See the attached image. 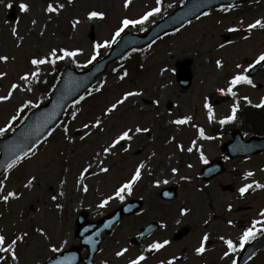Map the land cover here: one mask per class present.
<instances>
[{"label":"rangeland","instance_id":"rangeland-1","mask_svg":"<svg viewBox=\"0 0 264 264\" xmlns=\"http://www.w3.org/2000/svg\"><path fill=\"white\" fill-rule=\"evenodd\" d=\"M180 1L161 0L159 7L163 10L160 13L174 10L180 6ZM9 2L13 4L12 9L5 6ZM21 2L30 5V12L19 10ZM49 2L62 3L64 8L59 14H48L45 9ZM124 3L125 0H4L0 3V56L9 59L6 63L0 61V73H7L0 78V96L7 95L14 83L26 89L28 84L21 81L20 76L34 70L30 60L48 56L53 48L81 50V54L74 58L75 63L66 58L57 61V66L68 64L89 68L96 62L88 63L94 45L110 41L123 18L139 19L146 11L157 7L156 0H131L128 8ZM225 8L228 10H222ZM91 11L103 12L105 18L89 20ZM208 14L128 57L125 62L131 65L127 64L128 75L124 80L119 76L125 70L113 72L118 63L111 64L91 87V95L71 108L69 115L76 110L77 119H71V122L62 120L52 134L34 148L35 155L30 153L0 178L5 184L0 196L12 191L19 197L7 203L0 199V234H4L9 242L17 236H24L17 245L19 259L15 264H44L55 254L79 248L75 225L81 213H86L89 221H96L133 199L142 201V209L122 218L111 233L103 235V242L94 257L96 264H128L140 254L147 257L141 264H161V261L174 257L177 258L175 264H231L232 260L236 261L241 249L239 238L252 226L249 220H264L260 216L264 211V189H250L244 197L238 191L245 183L258 181L264 184V155L250 159L226 158L222 145L232 140L233 132H239L244 140L257 135H254V125L250 120L239 113L233 123L220 125L218 121L230 115L237 100L240 106L249 104L243 99L245 96L251 101V106L264 99V69L251 77L255 87L238 85L234 89L238 93L235 98L216 90L226 87L232 75L241 71L236 68L237 64L248 69L264 53V29L247 31L248 24L264 19V0L246 1ZM157 17L143 26L134 27L133 31L129 26L121 35L128 32L142 35L152 27ZM77 19L80 23L73 28V21ZM13 27L18 29L17 35L12 34ZM230 27L240 31L229 33L227 29ZM245 36L248 39H244ZM110 48L101 49L106 54ZM216 60L222 61V68L216 67ZM41 68L42 82L33 83V91L17 90L11 99L0 102V128L13 122V116L18 118L22 115L17 110L25 101H31L37 107L46 103L48 87L43 81L47 80L44 75L52 74V67L43 65ZM181 69H188L192 76L188 89H182L177 83L176 75ZM101 83L104 87L95 91ZM128 91L142 95L130 97L110 115H104L107 108ZM206 96L210 97L215 112V120L211 123L203 107ZM154 101H159V104ZM31 108L36 107L26 109ZM261 114L257 115V126H262L260 136L264 135V113L263 116ZM185 116L192 117L188 124L171 123L173 119ZM96 119L102 120L100 128H84L85 124L91 125ZM65 125L69 129L67 135L63 131ZM137 126L150 129V133L141 132L132 141H122L125 146L131 144L127 152L118 145L112 154L103 153V148L123 130H134ZM198 127H203L205 134L215 139L200 138ZM10 129L0 138L10 134L13 131ZM82 135L85 136L83 140L80 139ZM68 136L74 142H70ZM193 141H196V146L189 153L187 148ZM178 145H183L184 151H180ZM201 151L210 162L223 161L225 168L223 174L206 183L198 177L203 164ZM96 153H101V166L109 169L107 173L100 172L97 167ZM89 163L92 169L83 180H79L80 173ZM140 163H144L145 168L141 179L133 185L131 195L125 193L124 201L114 198L104 208L97 207L103 199L114 196L115 189L131 178ZM189 164L193 167L189 168ZM173 168L178 169L176 175L172 174ZM248 171L254 172V176L244 180L243 176ZM33 176L36 177L33 186L26 188L25 184ZM157 180L161 181L159 187L154 186ZM164 180L168 183L164 184ZM173 184L178 186L177 198L169 202L161 200V191ZM84 186H87V192L83 191ZM224 187H232V192L223 191ZM53 196L57 199L53 200ZM182 208L190 210L186 216L180 215ZM149 222L159 223L160 229L139 247L132 246L130 238ZM162 224L166 227H161ZM183 227L189 229L188 235L179 242L172 241L174 233ZM257 228H264V224L257 225ZM205 234L209 236L206 251L197 255L195 249ZM221 236L232 239L237 245V250L226 259H222L227 247L220 240ZM164 240L171 243L159 252L154 251L150 255L145 251L152 242ZM52 247L59 251L52 252ZM122 248H127L128 252L116 257L115 253ZM79 249L83 258L86 250ZM5 264L14 262L9 257ZM249 264H264V252Z\"/></svg>","mask_w":264,"mask_h":264},{"label":"snow or ice","instance_id":"snow-or-ice-1","mask_svg":"<svg viewBox=\"0 0 264 264\" xmlns=\"http://www.w3.org/2000/svg\"><path fill=\"white\" fill-rule=\"evenodd\" d=\"M3 2H4V0H0V3H3ZM130 3H131V0H125L124 7L128 8ZM156 4H157V7H154L151 10L146 11L139 19L128 18V17L123 18L121 20V26L115 31V33H114V35L110 41H104L103 43H96L94 45V52H93V55L91 56V58L88 60V63L91 64L93 61H95L97 59V56L99 55V50L101 48H110L112 46V44L118 43L119 41L117 38H120L121 34L129 26H132V27H136L137 25L143 26L147 21H149L150 17H153L156 14H159L161 12V7H159V5L161 4V0H156ZM5 6L8 9L13 8V4L11 2L7 3ZM18 7L22 13L30 12V5L27 3L21 2L18 4ZM63 8H64V5L62 3L49 2L46 6L45 11L48 14H53V13L59 14V12ZM222 10L227 11L228 9L225 8ZM204 15L207 16L209 14L204 13ZM104 18H105V14L103 12L91 11L88 13V19L89 20H92V19L103 20ZM197 18H199V17H197ZM32 23H33V25H35L36 21L33 20ZM79 23H80V21L78 19L74 20L73 25H72L73 28H75L76 25H78ZM240 23L242 24L243 21H241ZM257 28L264 29V19H256L253 23L248 24L247 31L251 32L253 29H257ZM227 31L229 33H237L240 31V29L235 28V27H230L227 29ZM17 32H18V29L16 27H13L12 28V34L17 35ZM244 39H248V36H245ZM220 47L223 48L224 45L221 44ZM79 54H81L80 49L68 50V49L61 48V49L57 50L56 48H53V49H51L49 55L44 57V58H32L30 60V64L33 66L34 70H32L30 72H26L24 75L20 76V80L27 82L28 87L26 89H23L18 84H15V83L12 84L9 91H8V94L5 96H0V102L7 101V100L11 99L13 96V93L16 92L17 90H22V91L26 90L29 92L33 91V88L31 87V85L33 83L39 84L42 82L41 81V72H42L41 66L51 65V67L53 69H55V67L57 65V61H62L66 58H71L73 60V62L75 63L74 58ZM8 59H9V57H7V56H0V61H3L5 63L8 61ZM262 62H264V53H261L256 58L255 63L253 65H249L248 69H243L240 64H237L236 68L241 69V71L232 75L231 79H229L227 81L226 87L218 88L216 91L222 95L231 96V97L235 98V97H237L238 93H237V91H234V89L238 85L247 84V85H250L252 87H255V84L253 83L252 79L249 77V75H247L245 73L248 72L249 70H251L252 68H254L256 65H260ZM215 63H216L217 68L223 67V63L221 60H216ZM117 71H119V69H116V68L113 69V72H117ZM5 75H7V73H0V78L4 77ZM127 75H128V72L124 71L119 76V79L124 80ZM43 82L47 83V81H43ZM103 87H104V84L101 83L100 86L95 89V91H100ZM89 95H91V92H89ZM140 95H142V93H140V92H134V91L125 92L123 94V96L120 99H118L115 104H112L111 107L107 108L104 115H110L114 110L117 109L118 105L124 104L126 101L129 100L130 97L140 96ZM84 99H85V97L81 96L79 98V100H76L74 102L72 107L75 108V105L79 104ZM243 99L251 105V101L249 100V98L247 96L243 97ZM154 103H156L158 105L159 101H154ZM59 106L62 107L63 105H59ZM171 106L172 105L169 104V107H171ZM252 106L256 107V108H264V99H262L259 104L252 105ZM28 107H37V105L33 104L31 101H25L24 104L17 111L23 112ZM203 107L207 112V118H208L209 123L213 122L215 120V112H214V108H213L210 97L206 96L204 98ZM239 108H240V104H239V101L237 100L236 102L233 103V105L231 107L230 115H227L224 118L220 119L218 121V123L220 125H226V124H230V123L235 122L237 120V114H238ZM55 116H56V113L53 112L47 119H45V121L43 122L41 127H47V124L50 123L51 120L55 119ZM71 119L72 120L77 119V111L76 110H73L71 112ZM15 120H17V116L12 117V121H15ZM191 120H192L191 116H185L183 118L173 119L171 121V123L175 124V125H186ZM101 124H102V120L96 119L95 122L92 123L91 125L85 124L84 128L85 129L100 128ZM57 126H59V125H57ZM11 127H12V124L9 123L6 127L0 128V135H3ZM197 130H198V134H199L200 138L205 139V140L215 139V137H213V136L206 135L205 129L203 127H198ZM63 131L67 135V133L69 131L67 125L64 126ZM141 132L150 133V129L141 128V127L137 126V127H135L134 130L132 128H128L126 130H123L121 132V134H119L110 144H108L106 147L103 148V150H102L103 153L104 154H112L113 149H116L118 145L123 149V151H125V152L129 151L131 144L129 143L127 146H125L121 142L125 141V140L132 141L134 136L136 134L141 133ZM51 134H52L51 131L48 132V136H50ZM88 134L90 135L91 133H88ZM68 139L70 142H74L73 138L71 136H68ZM80 139L81 140L85 139V136L82 135L80 137ZM195 146H196V141H193L192 146L187 148V152H189V153L193 152ZM178 147H179L180 151H184L183 145H178ZM30 153H31V155H35V149L24 150L22 156L16 155L15 158L12 159L11 163L7 164V168L11 169L14 165H16L23 158L28 157L30 155ZM96 156L98 158L97 167H99L100 172L107 173L109 171V169L107 167L101 166L103 164V160L99 159V157L101 156V153H96ZM200 160L202 163L208 164V159L206 158V156L204 155V153L202 151L200 152ZM188 167L191 168V167H193V165L189 164ZM144 168H145V164L140 163L136 167L131 178L128 181L122 183L119 187H117L115 189L114 196H108L106 199H103L101 201V203L99 205H97V207L104 208L114 198H118L120 201H124L125 193H127L128 195H131L132 190H133V185L136 184L141 179L142 169H144ZM91 169H92V165H91V163H89V165L87 167L83 168V171L80 173V176L78 177V179L83 180L85 178V175L87 173H89ZM171 171H172L173 175H176L178 173V169H176V168H173ZM93 174H95V173H93ZM149 174H151L150 171H149ZM253 176H254V172L248 171L244 174L243 179L248 180V178L253 177ZM5 179H7V177H5ZM35 179H36L35 176L31 177L27 181V183L25 184V187L26 188L32 187ZM181 179H190V178L189 177H181ZM160 183H161V181L157 180L155 182L154 186L159 187ZM163 183L167 184L168 180H164ZM4 188H5L4 181H0V193L4 192ZM254 188L255 189H264V184H262L258 181H253L252 183H245L243 186H241L239 188V190H238L239 195L241 197H244L246 194L249 193L250 189H254ZM83 191H85V192L88 191L87 186L83 187ZM61 195H63V193H61ZM165 195H167V193H165ZM0 199H2L5 203H7V202H9L10 199H19V197H18L17 193L9 191V192H7L6 195L0 196ZM52 199L56 200L57 197L53 196ZM57 207H60V206L57 205ZM189 211L190 210L187 208H182L180 211V215L186 216ZM229 211H231V206H229ZM260 216L264 217V211L260 212ZM177 223H180V221H177ZM205 223L207 224V221H205ZM229 224H231V221H229ZM262 224H264V220H255L252 222L251 227H249L245 231H243L242 235L239 238V247L240 248H243L246 243H248L251 239H254L258 232H264V228H259V229L257 228V225H262ZM161 227H166V225L162 224ZM39 231L41 232V235H44V232L42 229H40ZM24 235H27V233H25ZM23 239H24V236H17L15 238L11 239L9 242L7 237L4 234H0V264H5V261L9 257L14 262V264H15V262H18L19 257L17 255V245H18V242L22 241ZM220 240L227 247V250L224 251V253H223L222 259L229 258L231 256V254L237 250V245L233 242L232 239H226L223 236L220 237ZM208 241H209V236L207 234H205L203 236L201 242H200V246L195 249V252L197 255H203L205 253V251H206L205 244ZM170 243L171 242L168 240H164L163 242H159V241L152 242L151 244L148 245V247L145 251H147V252H153V251L159 252L160 250L164 249ZM51 251L57 252V251H59V249L56 247H52ZM127 252H128L127 248H122L121 250L117 251L115 253V255H116V257H122ZM3 254H8V255L5 256ZM146 259H147V257L145 255L140 254L135 259L129 260L128 264H141V262L145 261ZM175 262H176V258L174 257L172 259L167 260L166 262L161 261V264H175ZM231 264H236V261L232 260Z\"/></svg>","mask_w":264,"mask_h":264},{"label":"water","instance_id":"water-1","mask_svg":"<svg viewBox=\"0 0 264 264\" xmlns=\"http://www.w3.org/2000/svg\"><path fill=\"white\" fill-rule=\"evenodd\" d=\"M247 0H188L181 8L174 11L173 14L160 21L143 36L124 35L119 42L111 49L110 53L93 65L89 70L77 72L69 67H65L53 91L49 95L47 104L32 110L23 123L14 130L6 139L0 140V176L7 169V164L11 163L16 155H23V151L32 149L39 141L48 135L56 125L59 124L65 109L75 100H77L93 84L95 79L101 75L106 68L115 60L122 58L131 50H141L154 40L160 38L165 33L180 27L184 23L193 20L206 11H209L219 5L234 4ZM264 67V62L257 65L250 73L256 74ZM179 85L187 89L191 84V77L188 72L182 70L177 75ZM59 105H63L62 107ZM53 112L56 113L55 119L47 124V127H41L45 119ZM39 130V131H38ZM38 133V134H37ZM234 142L224 146L223 150L228 151L229 155L251 156L264 152V137L251 138L243 142L238 133L234 134ZM223 172L220 163L202 170L201 178L208 180ZM176 186L166 190L162 196L165 200H171L176 197ZM167 193V195H165ZM140 203H130L123 208L118 209L112 215L104 217L98 222L88 223L86 215H80L76 224V235L80 238V246L87 248V257L85 264H94L93 257L102 242V234H108L112 228L124 216L131 215L140 207ZM158 229L156 223H150L140 230V234L131 239V242L138 245L142 240L151 235ZM188 233L187 229H182L177 233L175 240L181 239ZM264 249V234L254 242L244 248L241 252L237 264H247L258 252ZM79 250L73 249L61 255H56L47 264H77L79 262Z\"/></svg>","mask_w":264,"mask_h":264},{"label":"trees","instance_id":"trees-1","mask_svg":"<svg viewBox=\"0 0 264 264\" xmlns=\"http://www.w3.org/2000/svg\"><path fill=\"white\" fill-rule=\"evenodd\" d=\"M61 71V67L57 66L55 67V69H53L52 74H48L46 77V81L47 83H44L46 87H48V92L52 89L53 85L55 84V82L57 81L59 74ZM43 89V88H42ZM44 90V89H43ZM41 90V91H43ZM250 114H246L245 117L248 118V120H250V123H252V125H254V134H259L260 128H262V126H257L258 125V118L257 115H250ZM263 116V115H261ZM65 122H71V116L69 115V112L67 111V113L64 116Z\"/></svg>","mask_w":264,"mask_h":264},{"label":"bare ground","instance_id":"bare-ground-1","mask_svg":"<svg viewBox=\"0 0 264 264\" xmlns=\"http://www.w3.org/2000/svg\"><path fill=\"white\" fill-rule=\"evenodd\" d=\"M230 228V226H228Z\"/></svg>","mask_w":264,"mask_h":264},{"label":"flooded vegetation","instance_id":"flooded-vegetation-1","mask_svg":"<svg viewBox=\"0 0 264 264\" xmlns=\"http://www.w3.org/2000/svg\"><path fill=\"white\" fill-rule=\"evenodd\" d=\"M176 260H177V258H176Z\"/></svg>","mask_w":264,"mask_h":264}]
</instances>
